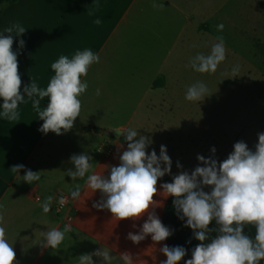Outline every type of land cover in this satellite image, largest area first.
I'll return each instance as SVG.
<instances>
[{"label": "crops", "instance_id": "1", "mask_svg": "<svg viewBox=\"0 0 264 264\" xmlns=\"http://www.w3.org/2000/svg\"><path fill=\"white\" fill-rule=\"evenodd\" d=\"M255 6V30L262 35L264 0H256ZM191 7L188 0H15L4 5L12 16L8 27L20 23L27 29L19 37L4 34L13 35L12 48L19 53L21 92L31 80L46 89L54 75L51 64L60 56L71 59L77 51L91 49L100 57L82 77L88 87L80 97V117L68 132L56 135L40 131L43 121L32 106V99L39 97L26 98L27 103L19 106L17 120L0 118V211L16 264H79L81 254L100 249L110 253L112 264H123L120 254L125 252L133 257V264H161L166 260L160 249L168 245L167 240L154 242L149 235L137 244L128 239L130 232L139 233L147 214L135 221L118 220L109 210L93 207L102 196L87 187L86 177L72 180L67 174L75 170L70 157L79 154L92 157L91 172L95 174L107 177L112 167L119 166L127 145L109 149L105 140L112 129H134L151 139L149 154L155 150L159 156L160 146H166L172 177L203 166L198 155L222 162L236 142L255 148L258 134L264 133L261 108L255 126L244 125L233 136L227 128L220 134L206 129L209 134L203 143L193 132L181 133L176 126L182 123L181 118L167 115L178 106L166 95L172 88L165 82V60L177 55L174 50L182 33L179 22L185 19L186 27L192 26ZM96 19L101 23L96 24ZM185 31L188 36L184 41L190 43V28ZM21 39L25 41L23 48L19 47ZM171 71L174 75L175 69ZM47 102L46 97L40 101L41 110ZM124 110L126 115L118 120ZM213 147L215 154L211 152ZM15 165L25 168L18 174L11 170ZM28 169L41 177L32 185L22 180ZM76 184L81 186V197L74 200L70 193ZM161 184L158 180L153 199L158 202L155 212L163 223L171 196L162 192ZM49 196L51 210L45 214L41 203ZM65 196L68 204L60 206L58 201ZM66 224L72 231L65 235L59 249L44 247L47 231L63 230ZM249 226L255 237V226ZM93 260L102 264L100 257L93 256Z\"/></svg>", "mask_w": 264, "mask_h": 264}, {"label": "clouds", "instance_id": "2", "mask_svg": "<svg viewBox=\"0 0 264 264\" xmlns=\"http://www.w3.org/2000/svg\"><path fill=\"white\" fill-rule=\"evenodd\" d=\"M96 24L101 20L96 19ZM223 25L217 26L223 30ZM20 23H15L0 32V118L15 121L19 118V106L32 99V106L43 121L40 131L53 132L62 135L74 126L80 117V97L87 90V82L82 80L94 63H99L100 57L91 49L77 51L69 59L60 56L51 64L54 75L46 89L38 87L34 80L26 85L21 92V76L18 72V52L13 51V35L16 37L26 32ZM208 55L198 54L190 61L191 68L199 73H215L218 66L226 59L225 42L222 36L217 37ZM25 41L19 40L23 48ZM238 67L233 69L235 75ZM205 84L197 82L191 85L185 99L192 102H202L208 97ZM47 98L43 110L40 101ZM127 141V150L119 157L120 165L114 166L110 174L92 173V157L87 154L70 157L75 170H68L72 180L86 177V185L93 192L101 193L102 200L93 204L94 208L107 209L118 220H138L145 214L147 219L138 234L129 233L128 239L139 243L147 236L154 242H163L173 235V230L165 226L155 212L158 202L153 199L157 194V182L166 174H171L172 161L167 154V148L160 146L159 156L155 150L149 154L147 149L152 144L151 139L134 129L120 128L117 130ZM234 150L222 162L211 157L197 156L203 166H197L191 173L183 171L172 177L171 183L160 185L162 192L173 197V207L178 218L184 221V226L193 230V236L199 243L191 250V258L184 264H261L264 261V133L258 134L255 151L249 149L243 142H236ZM211 152L215 154L213 147ZM163 165V167H162ZM179 168L180 165L177 164ZM24 165L11 168L19 174ZM41 179L39 172L28 169L22 180L30 185ZM209 188V191H205ZM76 200L81 197V186L74 185L70 193ZM66 200L58 201L64 206ZM52 197H47L41 203L45 214L51 210ZM0 205V209H2ZM152 209L149 211V209ZM3 214L0 211V264H16V254L6 238V229L2 226ZM215 223L218 228L210 227ZM247 225H254V239L245 233ZM72 231L66 224L63 230L47 231L44 247L59 249L65 240V235ZM217 232L211 237L212 232ZM166 260L161 264H179L187 255L183 246H168L160 249ZM93 256L102 258V264H112L109 252L97 250L91 254H81L79 264H95ZM123 264H133V257L125 252L120 254Z\"/></svg>", "mask_w": 264, "mask_h": 264}, {"label": "rangeland", "instance_id": "3", "mask_svg": "<svg viewBox=\"0 0 264 264\" xmlns=\"http://www.w3.org/2000/svg\"><path fill=\"white\" fill-rule=\"evenodd\" d=\"M188 1L192 6V26L187 28L185 19L179 22L182 33L174 50L175 53L178 51L177 55L166 57L164 65L167 69L165 82L172 88L166 94L168 101L178 106L174 113L168 111L167 115L181 118L182 123L176 125L181 133L193 132L203 143L209 134L206 129L220 134L227 128L233 136L244 125L255 126L259 122L258 108L264 110V33L260 35L259 30H255L258 25L256 0ZM4 5L0 6V32L8 27L7 21L12 17L4 10ZM220 24L224 26L222 31L217 28ZM189 28L190 43L184 41L188 36L185 30L189 31ZM261 32H264L263 26ZM219 36L225 42V61L215 73L194 71L190 66L191 59L198 54H210ZM237 67L239 71L234 75L233 69ZM197 82L208 89V97L200 103L185 99L188 88ZM124 114L126 110L117 119L123 120ZM105 141L109 143V149L114 145H127L123 136L116 138L109 134ZM209 190L205 188V191Z\"/></svg>", "mask_w": 264, "mask_h": 264}, {"label": "trees", "instance_id": "4", "mask_svg": "<svg viewBox=\"0 0 264 264\" xmlns=\"http://www.w3.org/2000/svg\"><path fill=\"white\" fill-rule=\"evenodd\" d=\"M15 0H0V6L6 3H12ZM90 130L89 128H86ZM96 132L101 131L100 128L93 129ZM255 151V148L253 149ZM163 183H171L172 176L166 174L163 178L160 179ZM173 197L167 201L164 210L163 216V224L173 230V235L167 239L168 246H183L187 250V255L179 262V264H184L187 259L191 258V250L199 243L194 239L193 230L184 226V221L180 220L175 213V209L173 207ZM210 227L218 228V225L213 224ZM245 233L248 234L250 237H253L250 226L247 225L245 228ZM217 232H212L210 234L211 237H215ZM261 264H264V261H261Z\"/></svg>", "mask_w": 264, "mask_h": 264}, {"label": "water", "instance_id": "5", "mask_svg": "<svg viewBox=\"0 0 264 264\" xmlns=\"http://www.w3.org/2000/svg\"><path fill=\"white\" fill-rule=\"evenodd\" d=\"M117 130H118V129H112V130L110 131V133H111L114 137L119 138V137H121L122 135H120L119 132H118Z\"/></svg>", "mask_w": 264, "mask_h": 264}, {"label": "built area", "instance_id": "6", "mask_svg": "<svg viewBox=\"0 0 264 264\" xmlns=\"http://www.w3.org/2000/svg\"><path fill=\"white\" fill-rule=\"evenodd\" d=\"M65 198V200H66V202H65V204L64 205H67L68 204V201H69V199H68V197H64Z\"/></svg>", "mask_w": 264, "mask_h": 264}]
</instances>
